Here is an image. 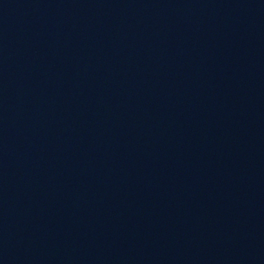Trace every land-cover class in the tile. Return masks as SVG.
Masks as SVG:
<instances>
[{
    "label": "water",
    "instance_id": "95a60500",
    "mask_svg": "<svg viewBox=\"0 0 264 264\" xmlns=\"http://www.w3.org/2000/svg\"><path fill=\"white\" fill-rule=\"evenodd\" d=\"M0 264H264V0H0Z\"/></svg>",
    "mask_w": 264,
    "mask_h": 264
}]
</instances>
